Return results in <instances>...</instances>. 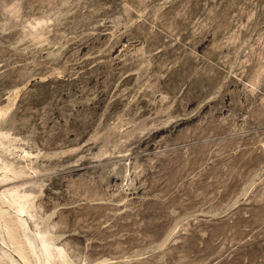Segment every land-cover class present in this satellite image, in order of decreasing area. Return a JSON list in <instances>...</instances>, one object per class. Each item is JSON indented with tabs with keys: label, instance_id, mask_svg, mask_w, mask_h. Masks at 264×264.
I'll return each mask as SVG.
<instances>
[{
	"label": "rangeland",
	"instance_id": "obj_1",
	"mask_svg": "<svg viewBox=\"0 0 264 264\" xmlns=\"http://www.w3.org/2000/svg\"><path fill=\"white\" fill-rule=\"evenodd\" d=\"M0 264H264V0H0Z\"/></svg>",
	"mask_w": 264,
	"mask_h": 264
}]
</instances>
